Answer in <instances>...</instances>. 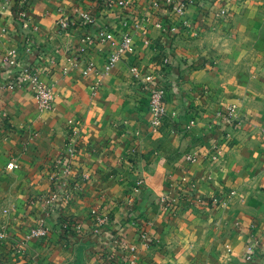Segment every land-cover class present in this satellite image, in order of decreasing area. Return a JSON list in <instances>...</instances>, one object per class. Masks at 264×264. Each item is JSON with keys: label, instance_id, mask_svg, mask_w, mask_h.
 Wrapping results in <instances>:
<instances>
[{"label": "crops", "instance_id": "0c3cea01", "mask_svg": "<svg viewBox=\"0 0 264 264\" xmlns=\"http://www.w3.org/2000/svg\"><path fill=\"white\" fill-rule=\"evenodd\" d=\"M14 1L0 0V49L20 46L13 39ZM133 1L138 8L145 4ZM219 1L231 9L229 18L209 14L198 39L184 32L175 40L177 52L197 65L168 76V114L157 131L149 92L134 83L130 65L162 61L161 32L151 29L152 50L138 40L137 52L125 54L95 92V76L77 68L63 72L68 50L85 45L81 31L63 35L56 24L60 7L88 8L93 1H31L33 40L46 54H20L35 62L56 98L51 110H41L28 90L0 87V109L7 113L0 124V264H126L119 237L137 248V264L264 263V0ZM198 15L194 7L185 17ZM105 16L95 27L115 22L116 7ZM110 50L102 43L87 53L101 66ZM189 110L198 122L187 132ZM71 117L82 123L76 167L90 177L74 189L60 223L47 219V237L26 240L29 226L46 218L36 199L50 189L48 169L67 140ZM213 147L224 150L220 162L212 159ZM189 151L197 154L192 162L185 159ZM185 175L184 200L165 209L158 197ZM140 177L147 186L137 192ZM212 197L221 204L198 200ZM143 230L151 244L140 238ZM252 235L260 241L258 260L246 262Z\"/></svg>", "mask_w": 264, "mask_h": 264}, {"label": "built area", "instance_id": "2783aa9c", "mask_svg": "<svg viewBox=\"0 0 264 264\" xmlns=\"http://www.w3.org/2000/svg\"><path fill=\"white\" fill-rule=\"evenodd\" d=\"M31 1L15 0L12 3V12L18 24V30L13 39L21 42L18 47L9 46L6 49H0V58L3 61V66H0V87L14 90L26 89L35 97L41 110H51L54 107L55 92L42 78L40 69L35 62L26 61L20 54L21 49L27 53L36 49L40 54H46L41 48H36L33 40L32 32L37 29V26L31 25L27 13ZM92 1V5L88 8L78 6H73L69 10L63 7L59 8L61 16L56 20L59 33L68 36L73 34L75 29L80 30L81 37L85 42L84 46H76L74 49L68 50V64L63 67V72L68 73L71 69L77 68L85 76H95L94 91L96 92L125 54L137 52L138 40L151 50L155 48L156 43L153 41L151 29L157 28L162 34L160 42V50L164 55L162 61L158 64L145 66L134 60L130 65V71L134 83L149 92L151 124L154 131L159 130L168 114L165 103L169 83L168 76L172 72L183 73L186 69L197 65L185 60L177 52L175 40L184 32L192 34L195 39H198L203 32L202 24H205V19L210 16L209 14H213L214 19L229 18L232 15L231 9L219 0H143L145 1L143 8H138L137 2L133 0ZM217 4L221 6L216 11L214 7ZM113 7H116L115 22L103 21L100 26L95 27L97 21L107 17L105 12ZM194 7L198 9L199 18L191 21L185 16ZM116 26L119 27V30ZM131 29L132 31H129ZM102 43H109L111 50L106 61L99 66L87 52L89 46ZM53 57H55L53 61L56 62V55ZM228 110V115L233 118L236 108L231 106ZM6 118V111L0 109V124H4ZM186 119L184 129L188 132L197 124L198 118L193 111L189 110L186 113ZM81 129V118L71 117L67 120V140L48 169L50 189L40 194L36 199L43 205L46 218L29 226L26 240L47 237L50 232L47 219L55 218L60 223L65 208L72 200L74 189L90 177L89 170L82 168L77 170L76 167L81 150L79 146ZM10 131H12L11 127L6 129V133ZM5 138H8V135ZM212 149L215 150L212 159L221 160L224 150L216 147ZM196 157L195 152L189 151L185 154V159L190 162L194 161ZM13 166V162L7 165L9 168ZM189 183L188 176H183L175 186H171V189H167L158 197V202L165 209H174L184 200L187 193L185 185ZM146 186L145 177H140L134 189L141 192ZM198 200L209 205L221 204L218 197L198 198ZM132 215L137 219L141 217L138 210H135ZM103 219L102 217L101 220ZM62 226H64L63 222ZM0 237H4L3 232H0ZM140 238L145 244H151L145 230L141 231ZM259 242L258 237L254 235L247 242L244 257L246 262L258 260ZM118 243L124 250L126 264H137V248L128 245L121 237L118 238Z\"/></svg>", "mask_w": 264, "mask_h": 264}, {"label": "rangeland", "instance_id": "374dc122", "mask_svg": "<svg viewBox=\"0 0 264 264\" xmlns=\"http://www.w3.org/2000/svg\"><path fill=\"white\" fill-rule=\"evenodd\" d=\"M242 1V0H241ZM228 136H230V135H228ZM264 264V263H263Z\"/></svg>", "mask_w": 264, "mask_h": 264}]
</instances>
